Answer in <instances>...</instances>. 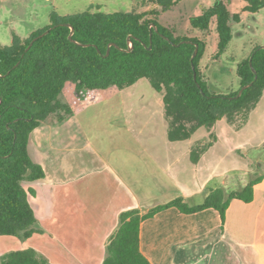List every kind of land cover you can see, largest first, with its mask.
Instances as JSON below:
<instances>
[{"label": "crops", "instance_id": "obj_1", "mask_svg": "<svg viewBox=\"0 0 264 264\" xmlns=\"http://www.w3.org/2000/svg\"><path fill=\"white\" fill-rule=\"evenodd\" d=\"M213 1H197L193 16ZM223 1L239 22L242 10L250 14L244 0ZM65 99L73 113L61 121L47 118L28 139V154L44 172L23 182L37 231L26 239L0 235V263L11 251L32 248L51 264H102L121 212L144 214L176 198L196 205L211 190H237L258 176L250 152L261 102L240 128L219 120L211 129L215 140L205 146V127L187 139L168 138L162 93L146 78L81 107L73 90ZM259 176L253 199H232L223 220L214 208L182 213L176 207L144 219L141 252L151 264H264V174Z\"/></svg>", "mask_w": 264, "mask_h": 264}, {"label": "trees", "instance_id": "obj_2", "mask_svg": "<svg viewBox=\"0 0 264 264\" xmlns=\"http://www.w3.org/2000/svg\"><path fill=\"white\" fill-rule=\"evenodd\" d=\"M180 1L142 0L153 7L140 12L86 10L62 16L52 11L50 23L44 28L25 40L13 34L9 45H0V235L26 239L37 231L36 215L23 182L40 179L44 172L28 154V139L50 115L56 114L61 121L73 113L70 103L61 99L67 85L73 86L75 103L81 107L109 98L141 78L148 79L151 87L162 93L168 138L172 141L187 139L200 127L212 128L222 118L237 127L247 121L264 93V49L256 45L238 63L239 89L252 82L239 97L230 98L239 89L229 94L210 91L199 67L206 42L176 34L173 27L161 22L160 16ZM244 1V10L249 13L264 8V0ZM233 21L239 22L240 15L230 14L223 0H214L199 15L189 18L190 26L203 32L215 24L216 57L232 40ZM71 27L73 41L69 39ZM46 30L26 51L33 38ZM129 36L132 48L128 51ZM111 43L115 45L106 54ZM195 44L198 52L192 58ZM260 180L261 176H255L237 190H211L196 205L176 198L144 214L138 209L121 212L102 264H151L140 249V224L144 219L176 207L182 213L214 208L223 220L229 202H250L253 186ZM0 264L51 263L28 248L5 254Z\"/></svg>", "mask_w": 264, "mask_h": 264}, {"label": "rangeland", "instance_id": "obj_3", "mask_svg": "<svg viewBox=\"0 0 264 264\" xmlns=\"http://www.w3.org/2000/svg\"><path fill=\"white\" fill-rule=\"evenodd\" d=\"M197 1L200 0L180 1L160 16L161 22L173 27L176 34L204 40L206 42L205 53L199 62L202 78L208 82L210 91L222 94L232 93L240 87V79L237 75L238 63L246 58L256 45L264 44V9L250 14L242 10L240 13H243V20L239 23L232 22L234 31L232 40L225 52L216 57L215 24L212 23L206 32L190 26L189 18L193 16L195 5L199 9ZM152 7V4L142 2V0H0V45H9L13 34L25 40L34 31L44 28L50 23L52 11L63 16L86 10H99L107 13L131 10L140 12ZM68 88V91L61 97L63 101L71 95L73 86L69 85ZM66 102L69 103V100ZM259 102L264 104V97L263 99L261 97ZM261 106L253 118L255 125L259 128L256 138L253 139L256 142L250 152L251 164L253 167L256 166L258 176L264 174V129L261 127L264 122V109ZM57 119V115L52 114L47 120ZM227 122L233 124L229 120ZM233 125L236 128L242 126ZM207 129L210 133L205 146L212 143L216 137L212 128ZM16 245L18 247V244Z\"/></svg>", "mask_w": 264, "mask_h": 264}, {"label": "water", "instance_id": "obj_4", "mask_svg": "<svg viewBox=\"0 0 264 264\" xmlns=\"http://www.w3.org/2000/svg\"><path fill=\"white\" fill-rule=\"evenodd\" d=\"M155 30H156V27H155ZM73 31H74V29L71 27V31H70V34H69V39L72 40V41H73V39H72L71 36H72V34H73ZM47 32H48V30H46V31L42 32L41 34H39L38 36L34 37L33 40H32V41L29 43V45L27 46L26 51L31 47V45L33 44V42H34L35 40H37L38 38L42 37V36L45 35ZM128 41H129V49H128V51H129V50L132 48V43H131V37H130V36L128 37ZM79 44H80V45H88V44H81V43H79ZM111 45H115V44H113V43L109 44L108 49H107V53H106V54L109 53V49H110V46H111ZM260 48H263V49H264V44L261 45ZM197 52H198V44H195V50H194V52H193V54H192V58L197 54ZM16 65H17V64H16ZM250 66L252 67L251 59H250ZM192 68H194L193 65H192ZM252 70H253V72H254V69H253V68H252ZM193 76H194V79H196V74H195V73H194ZM255 78H256V76H255ZM251 85H252V82H250V83H248V84H246V85H243V86L239 89L238 93H237L235 96L230 97V98H237V97H239V96L241 95V93L243 92V90L246 89V88H248V87H250ZM0 101H1V99H0Z\"/></svg>", "mask_w": 264, "mask_h": 264}]
</instances>
